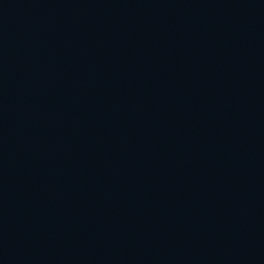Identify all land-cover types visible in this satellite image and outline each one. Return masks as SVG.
I'll return each mask as SVG.
<instances>
[{
	"label": "water",
	"instance_id": "95a60500",
	"mask_svg": "<svg viewBox=\"0 0 264 264\" xmlns=\"http://www.w3.org/2000/svg\"><path fill=\"white\" fill-rule=\"evenodd\" d=\"M0 79L70 264H264V0H0Z\"/></svg>",
	"mask_w": 264,
	"mask_h": 264
}]
</instances>
